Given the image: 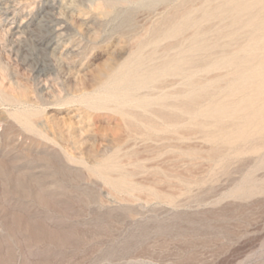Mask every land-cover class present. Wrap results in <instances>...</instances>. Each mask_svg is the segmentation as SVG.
Masks as SVG:
<instances>
[{
	"label": "rangeland",
	"instance_id": "rangeland-1",
	"mask_svg": "<svg viewBox=\"0 0 264 264\" xmlns=\"http://www.w3.org/2000/svg\"><path fill=\"white\" fill-rule=\"evenodd\" d=\"M198 2L0 0V264H264V149H246L264 139L213 151L89 103ZM107 160L140 187L115 189Z\"/></svg>",
	"mask_w": 264,
	"mask_h": 264
},
{
	"label": "bare ground",
	"instance_id": "bare-ground-1",
	"mask_svg": "<svg viewBox=\"0 0 264 264\" xmlns=\"http://www.w3.org/2000/svg\"><path fill=\"white\" fill-rule=\"evenodd\" d=\"M180 36L159 56L143 53L139 41L89 103L110 107L148 132L170 126L186 138L185 130L195 128L213 151L230 147L239 153L244 144L263 140L264 0H199L179 12L157 38ZM155 118L164 119L162 127ZM259 144L246 149H264ZM121 167L107 160L99 171L117 190L138 189ZM150 192L170 199L153 187Z\"/></svg>",
	"mask_w": 264,
	"mask_h": 264
}]
</instances>
